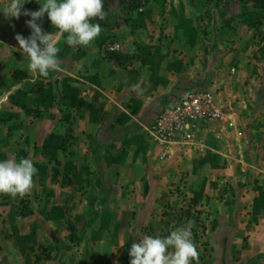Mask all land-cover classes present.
Segmentation results:
<instances>
[{
	"label": "crops",
	"instance_id": "obj_1",
	"mask_svg": "<svg viewBox=\"0 0 264 264\" xmlns=\"http://www.w3.org/2000/svg\"><path fill=\"white\" fill-rule=\"evenodd\" d=\"M24 2L31 13L42 0ZM201 13L198 0H165L86 47L62 39L47 78L15 40L30 16L0 15V160L37 169L29 192L0 194V264H130L133 243L193 207L215 252L206 264H264V68L242 37L200 33ZM193 90L233 127L199 123L188 145L163 148L151 126Z\"/></svg>",
	"mask_w": 264,
	"mask_h": 264
},
{
	"label": "clouds",
	"instance_id": "obj_2",
	"mask_svg": "<svg viewBox=\"0 0 264 264\" xmlns=\"http://www.w3.org/2000/svg\"><path fill=\"white\" fill-rule=\"evenodd\" d=\"M25 3L7 0L0 7V15L13 19L30 16L26 25L31 34L27 38L17 34L15 40L34 78H47L50 72L61 70L57 45L62 39L70 47H86L101 34V25L92 21L104 19L103 0H42L39 10L22 13ZM45 15L54 29L51 33L42 31L37 23ZM36 174L30 159L0 160V194L13 197L26 194L33 187ZM128 255L130 264H198L199 252L191 231L179 226L164 237L143 236L131 245Z\"/></svg>",
	"mask_w": 264,
	"mask_h": 264
},
{
	"label": "rangeland",
	"instance_id": "obj_3",
	"mask_svg": "<svg viewBox=\"0 0 264 264\" xmlns=\"http://www.w3.org/2000/svg\"><path fill=\"white\" fill-rule=\"evenodd\" d=\"M28 1V0H27ZM30 2H38V0H29ZM165 0H103V11L105 13L102 19V28L119 29L122 25L127 24L131 20L133 13H137L145 9L150 4H159ZM202 7L200 14L199 26L202 34H225L231 37L225 41L232 42L234 37H242V40L250 47V60L257 68H264V0H198ZM133 3V5H132ZM94 19L92 22H95ZM101 21V20H100ZM201 28V29H200ZM115 43L110 45L121 49V45ZM114 49V50H115ZM177 210L183 209L177 204ZM199 211V210H198ZM171 218V217H170ZM172 217L167 223L171 228L181 224L185 221L188 223V229L192 233V241L196 245L199 252L198 264H206L208 258L214 257L215 252L204 248L203 243L200 242V220L199 212L193 207L191 217ZM193 225L189 226V225ZM192 227V228H191ZM169 233L166 228L164 236ZM210 253L211 256L209 255Z\"/></svg>",
	"mask_w": 264,
	"mask_h": 264
},
{
	"label": "built area",
	"instance_id": "obj_4",
	"mask_svg": "<svg viewBox=\"0 0 264 264\" xmlns=\"http://www.w3.org/2000/svg\"><path fill=\"white\" fill-rule=\"evenodd\" d=\"M115 48L110 47L109 50ZM210 122L226 123L230 128L234 125L227 119L224 106L216 103L212 93L193 90L176 105L162 109L150 132L163 148L188 145L194 137L196 125Z\"/></svg>",
	"mask_w": 264,
	"mask_h": 264
},
{
	"label": "trees",
	"instance_id": "obj_5",
	"mask_svg": "<svg viewBox=\"0 0 264 264\" xmlns=\"http://www.w3.org/2000/svg\"><path fill=\"white\" fill-rule=\"evenodd\" d=\"M132 5H133V3H132Z\"/></svg>",
	"mask_w": 264,
	"mask_h": 264
}]
</instances>
